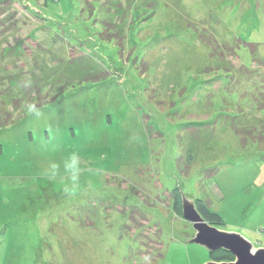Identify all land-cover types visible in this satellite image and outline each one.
I'll list each match as a JSON object with an SVG mask.
<instances>
[{"label": "rangeland", "instance_id": "374dc122", "mask_svg": "<svg viewBox=\"0 0 264 264\" xmlns=\"http://www.w3.org/2000/svg\"><path fill=\"white\" fill-rule=\"evenodd\" d=\"M183 194L264 248V0H0V264L215 261Z\"/></svg>", "mask_w": 264, "mask_h": 264}, {"label": "water", "instance_id": "95a60500", "mask_svg": "<svg viewBox=\"0 0 264 264\" xmlns=\"http://www.w3.org/2000/svg\"><path fill=\"white\" fill-rule=\"evenodd\" d=\"M183 217L193 224L196 231L191 243L200 245L210 255L224 249L235 257L233 262L211 261L207 264H264V248H257L244 236L221 231L207 223L196 206V200L182 195Z\"/></svg>", "mask_w": 264, "mask_h": 264}, {"label": "clouds", "instance_id": "9594fccd", "mask_svg": "<svg viewBox=\"0 0 264 264\" xmlns=\"http://www.w3.org/2000/svg\"><path fill=\"white\" fill-rule=\"evenodd\" d=\"M32 86L31 80H24L20 87L28 89ZM23 110L27 115L40 116L41 111L36 103L25 101ZM83 157L78 151L69 153L61 162H49L47 168L43 171V175L50 180L59 179L65 184L64 191L72 194L79 189L81 173L85 170Z\"/></svg>", "mask_w": 264, "mask_h": 264}, {"label": "trees", "instance_id": "16d2710c", "mask_svg": "<svg viewBox=\"0 0 264 264\" xmlns=\"http://www.w3.org/2000/svg\"><path fill=\"white\" fill-rule=\"evenodd\" d=\"M42 1L46 3L48 0H42ZM196 206H197L198 211L201 213V215L205 218L206 221L211 222L215 225L224 224L223 218L219 214L212 212L209 202L198 200L196 202ZM210 257L216 262H229L230 261L228 258V255H226L225 257L223 256L215 257L214 254H211Z\"/></svg>", "mask_w": 264, "mask_h": 264}]
</instances>
